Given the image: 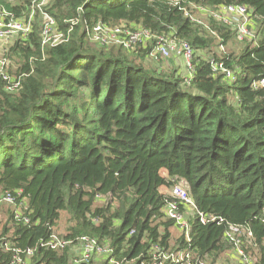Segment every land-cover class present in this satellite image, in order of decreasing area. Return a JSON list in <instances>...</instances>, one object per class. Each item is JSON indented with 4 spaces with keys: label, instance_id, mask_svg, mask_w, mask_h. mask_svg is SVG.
<instances>
[{
    "label": "trees",
    "instance_id": "obj_1",
    "mask_svg": "<svg viewBox=\"0 0 264 264\" xmlns=\"http://www.w3.org/2000/svg\"><path fill=\"white\" fill-rule=\"evenodd\" d=\"M36 1L0 0L15 18ZM48 3L43 10L66 41L41 46L42 27L34 25L6 54L20 59V88L8 92L0 83V195L24 198L29 217L24 224L8 206L0 220V262L13 258V251L1 249L9 242L34 250L28 264H69L76 238L88 236L111 247L103 264H157L150 251L157 245L184 254L167 264H212L233 248L225 236L232 224L254 249L244 247L255 255L253 263L264 264V87L253 85L264 78V0ZM229 4L252 10L257 37L242 40L237 54L218 55L212 47L225 48L237 40L235 32L211 16L204 24L191 21L185 10ZM98 22L138 24L187 41L194 51L192 78L136 62L151 45L134 52L92 46L84 28ZM211 59L234 79L214 72ZM179 182L193 207L179 204L188 235L182 229L174 238L170 229L179 227L164 207L174 199L166 190ZM198 211L215 220L202 223ZM62 212L67 223L59 234ZM53 233L72 244L43 245ZM79 264L94 263L91 257Z\"/></svg>",
    "mask_w": 264,
    "mask_h": 264
},
{
    "label": "built area",
    "instance_id": "obj_2",
    "mask_svg": "<svg viewBox=\"0 0 264 264\" xmlns=\"http://www.w3.org/2000/svg\"><path fill=\"white\" fill-rule=\"evenodd\" d=\"M195 10L199 13H206L208 16L216 20H220L226 26H229L236 35L237 40L242 41L247 39L248 41L254 40L257 37L256 29H254V22L252 20V10L245 5L229 4L220 7L217 10H208L201 6H194ZM46 15V14H45ZM185 15H188L191 21H195L200 24H204V21L195 17L193 13L185 10ZM20 20V19H19ZM15 18L14 14L7 8L0 6V40L8 39L14 35H18L17 38L27 36L32 28L29 21L20 20ZM76 23V22H74ZM256 25V24H255ZM84 32L89 41L98 43L99 45H119L126 50L134 49L135 47L145 48L151 45L149 51V56L155 61L160 59H168L171 54L179 53L184 61L187 74L184 76L186 82H189L192 78L193 63L192 59L194 56V51L191 45L185 40H179L170 37L167 34H155L150 29L140 26L138 24H105L98 22L92 26H85ZM41 36V46L44 45H56L58 43L66 40V34L59 31L56 27L55 20L46 15L45 22L42 26ZM222 49L223 46H220ZM211 68L214 72L223 73L225 78L228 80L234 79V74L231 70L225 68L222 63H218L211 59ZM9 58L4 55L0 58V83L4 85V89L8 92H15L21 86V79L23 74L13 76L8 70ZM254 87L263 86L264 78L255 82ZM20 191L17 192L20 195ZM169 194L174 198L169 201L164 207L165 215L173 219L175 224L182 230L187 236L188 223L185 221V214L179 211V204L185 205L187 208L193 207L192 199L187 195L185 189L181 186L174 185L170 188ZM18 197V196H17ZM17 199V198H16ZM15 197L9 193L5 192L0 195V201L15 206L14 218L17 220H22L24 224L29 222V217L24 213L28 211V206L25 203V199L21 198L17 202ZM17 203H19L17 205ZM197 218L202 222L206 223L208 221H213L215 218L213 216L206 217L202 212H196ZM221 221V219L219 220ZM243 229L238 225L229 224L225 233L226 238L233 244V247L237 248L236 252L240 256L239 260L241 264H254L250 260L248 254L241 247V234ZM250 235L251 233L248 232ZM77 243L71 247H75L74 251V262L81 263L88 261L91 257L99 254H106L109 256L112 252L111 247L105 245L100 246L95 238L88 236H81L76 238ZM72 244V240H64L59 238L53 233L51 239L43 244L49 246L52 249L55 248H65L66 246ZM2 251L7 252L13 251L14 255L12 260L8 264H28V259L33 255L34 250L19 251L16 248L11 247V243L6 242L2 244ZM150 251L154 254L153 260H158L157 264H167L168 262H178L184 257L183 253L178 256L174 254H169L163 251L158 245L152 246ZM113 262V260H111ZM203 264V262H200ZM0 264H3L0 262Z\"/></svg>",
    "mask_w": 264,
    "mask_h": 264
},
{
    "label": "rangeland",
    "instance_id": "obj_3",
    "mask_svg": "<svg viewBox=\"0 0 264 264\" xmlns=\"http://www.w3.org/2000/svg\"><path fill=\"white\" fill-rule=\"evenodd\" d=\"M37 4L36 6L33 5V7H30V12L29 13H23L22 15H19L17 17V19L19 20H25L29 21L30 19V26L31 28H33L34 25L38 26V27H42L43 23L45 22V18H46V11L43 10V8L46 7V4L48 3V0H37L36 1ZM7 4V3H5ZM5 4H3L2 2H0V6L5 7L7 9H9V7H7ZM9 4H11V1L9 2ZM49 4V3H48ZM193 15L201 20H203L204 22H206L207 20V14L206 13H199L197 12L195 9L193 10ZM19 20V21H20ZM254 29H256V25L254 24ZM20 34H18L17 36H19ZM42 35V33H41ZM16 35L8 38V39H4V40H0V58H2L4 55H6L8 53V50L10 49L11 45H13V43L15 42ZM66 41V40H64ZM90 44L94 47H102V45H99L98 43L95 42H91ZM44 46H53V45H44ZM104 47H110L109 46H105ZM243 45L241 44V41H237L234 37L232 39H230L227 43V46H225V48L220 49V47H212V50L219 55L220 54V50H226V51H230L234 54H237L239 52V50L241 49ZM136 51V47L134 49L129 50V52H134ZM129 56H138L136 54H130L128 53ZM8 57V56H7ZM9 58V66H8V70L10 72V74H12L13 76L16 75V71L19 68L21 62L20 59L18 60V58L16 57H8ZM135 58V57H134ZM136 62H139L141 64H143L146 68L149 69H156L162 73H167V74H179L181 77H184L187 74V70L185 68L184 65V61L182 59V57H180L179 53H173L171 54V56L168 59H160L159 61H155L154 59H152L149 55L146 56L144 59H138L136 58ZM17 91V90H16ZM179 186H181L183 189H185V184L184 182H179L178 183ZM166 191L170 192L169 189H167ZM102 201V200H101ZM8 204H5L3 202L0 201V220L6 217V210L8 208ZM192 213V212H191ZM190 213V214H191ZM188 214V215H190ZM188 218H185V221H187ZM67 221V215L66 213L62 212L61 214V218L57 224V228L55 229V233H59V234H63L65 227H66V222ZM171 233L173 235L174 238H177L179 236V234L181 233V229L177 228V227H172L171 229ZM242 236V234H241ZM240 236V237H241ZM240 245L241 247L245 250V248H248V250H254L252 249V247H250L249 243L243 242L242 241V237L240 238ZM246 241V240H245ZM244 243V244H243ZM245 247V248H244ZM75 247H71L69 249V264H78L75 263L73 260L74 258H72L74 256V251ZM237 248L233 247L232 249H230V251L225 252L224 254L221 255V257L214 263L212 264H241L239 258L240 256L238 255V253L236 252ZM250 255L248 254L249 258L251 261L255 260V255L252 252H249ZM252 253V255H251ZM108 259V256H106V254H99V255H95L92 257V261L94 264H103L105 262V260ZM110 263H112V261H110ZM126 264H132L131 261L126 262ZM203 264H211L210 260L207 261H203Z\"/></svg>",
    "mask_w": 264,
    "mask_h": 264
}]
</instances>
